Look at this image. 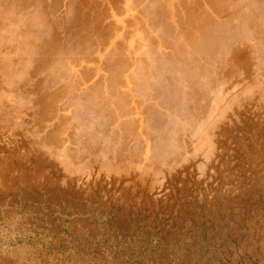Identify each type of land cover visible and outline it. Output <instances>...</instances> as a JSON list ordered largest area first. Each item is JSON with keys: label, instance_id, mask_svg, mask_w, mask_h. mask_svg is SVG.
<instances>
[{"label": "bare ground", "instance_id": "1", "mask_svg": "<svg viewBox=\"0 0 264 264\" xmlns=\"http://www.w3.org/2000/svg\"><path fill=\"white\" fill-rule=\"evenodd\" d=\"M107 182L264 224V0H0V205Z\"/></svg>", "mask_w": 264, "mask_h": 264}, {"label": "rangeland", "instance_id": "2", "mask_svg": "<svg viewBox=\"0 0 264 264\" xmlns=\"http://www.w3.org/2000/svg\"><path fill=\"white\" fill-rule=\"evenodd\" d=\"M182 187L179 180L173 185L175 192ZM111 188L105 183L89 203L51 202L47 193L33 200L25 191L1 204L0 264H264V224L233 216L215 193L197 192V217L182 220L176 197L167 200L170 183L148 192L149 202L134 198L135 205L148 204L144 215L120 199L105 204L117 195Z\"/></svg>", "mask_w": 264, "mask_h": 264}]
</instances>
